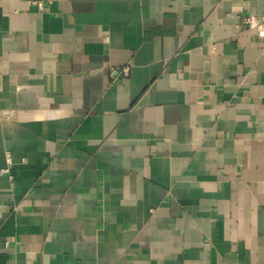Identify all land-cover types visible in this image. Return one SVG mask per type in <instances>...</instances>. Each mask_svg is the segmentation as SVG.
Listing matches in <instances>:
<instances>
[{"label":"crops","instance_id":"1","mask_svg":"<svg viewBox=\"0 0 264 264\" xmlns=\"http://www.w3.org/2000/svg\"><path fill=\"white\" fill-rule=\"evenodd\" d=\"M263 15L0 0V264H264Z\"/></svg>","mask_w":264,"mask_h":264},{"label":"built area","instance_id":"2","mask_svg":"<svg viewBox=\"0 0 264 264\" xmlns=\"http://www.w3.org/2000/svg\"><path fill=\"white\" fill-rule=\"evenodd\" d=\"M35 4H37V5L40 6L41 8H42V6H43L41 2H36ZM244 22L247 23V24H249V23H250V18H249V17L245 18V19H244ZM262 25H264V15L261 17V22L259 23V26H262ZM122 72H123L125 75H127V74H128V68H124V69L122 70ZM8 158H9V162H10V157H8ZM5 171H6V172H9L10 170H9V168H8V169H5Z\"/></svg>","mask_w":264,"mask_h":264}]
</instances>
